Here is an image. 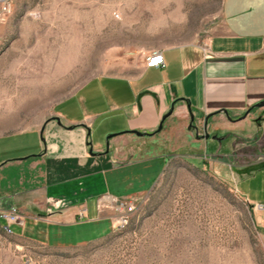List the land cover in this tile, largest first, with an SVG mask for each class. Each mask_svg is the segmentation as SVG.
Masks as SVG:
<instances>
[{
    "label": "crops",
    "instance_id": "0c3cea01",
    "mask_svg": "<svg viewBox=\"0 0 264 264\" xmlns=\"http://www.w3.org/2000/svg\"><path fill=\"white\" fill-rule=\"evenodd\" d=\"M160 51L163 66L149 53L134 77L93 78L37 126L0 121V210L24 215L15 235L56 248L101 239L115 225L102 197L145 194L173 156L233 182L263 172L264 0H224L220 32Z\"/></svg>",
    "mask_w": 264,
    "mask_h": 264
},
{
    "label": "rangeland",
    "instance_id": "374dc122",
    "mask_svg": "<svg viewBox=\"0 0 264 264\" xmlns=\"http://www.w3.org/2000/svg\"><path fill=\"white\" fill-rule=\"evenodd\" d=\"M223 2L13 0L0 21V121L15 115L11 128L37 126L91 79L134 77L149 53L209 40L222 29ZM245 147L243 157L255 152ZM239 175L240 188L173 156L153 187L131 198L125 226L56 248L0 224V264H264V211L241 193L264 204V170Z\"/></svg>",
    "mask_w": 264,
    "mask_h": 264
},
{
    "label": "built area",
    "instance_id": "2783aa9c",
    "mask_svg": "<svg viewBox=\"0 0 264 264\" xmlns=\"http://www.w3.org/2000/svg\"><path fill=\"white\" fill-rule=\"evenodd\" d=\"M13 7V0H0V21H4L11 13ZM164 65V57L161 51L152 52L147 58L148 67H160ZM101 207L110 208L114 211L115 225L114 229L123 224V221L129 219L133 208H135V201L129 197H116L113 195H105L100 201ZM255 208L259 211H264L263 204H255ZM1 219H4L8 229L11 225L22 223L24 215L16 207H11L7 210H0ZM262 226L264 227V215L262 217ZM12 230V229H11Z\"/></svg>",
    "mask_w": 264,
    "mask_h": 264
},
{
    "label": "bare ground",
    "instance_id": "6f19581e",
    "mask_svg": "<svg viewBox=\"0 0 264 264\" xmlns=\"http://www.w3.org/2000/svg\"><path fill=\"white\" fill-rule=\"evenodd\" d=\"M158 51H160V50H156V51H154V52H158ZM134 210H135V208H133L132 212H133ZM0 216H1V215H0ZM128 222H129V219H126L125 221H123V224H119L118 227H123V226H125L126 224H128ZM4 229L7 230L8 232H13L11 229H8V227H6V226H4Z\"/></svg>",
    "mask_w": 264,
    "mask_h": 264
},
{
    "label": "water",
    "instance_id": "95a60500",
    "mask_svg": "<svg viewBox=\"0 0 264 264\" xmlns=\"http://www.w3.org/2000/svg\"><path fill=\"white\" fill-rule=\"evenodd\" d=\"M261 105H264V103H260V104H259V106H261ZM166 117H167V115H165V116L163 117V120H164ZM162 126H163V123L160 124L159 129H161ZM134 133H136L137 135H142V134H143V133H141V132H139V131H134Z\"/></svg>",
    "mask_w": 264,
    "mask_h": 264
}]
</instances>
